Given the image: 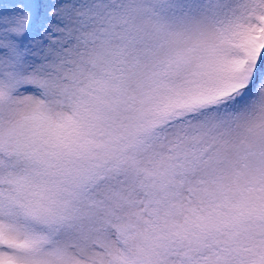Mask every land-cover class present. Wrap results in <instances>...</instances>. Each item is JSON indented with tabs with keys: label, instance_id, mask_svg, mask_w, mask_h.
<instances>
[{
	"label": "snow or ice",
	"instance_id": "snow-or-ice-1",
	"mask_svg": "<svg viewBox=\"0 0 264 264\" xmlns=\"http://www.w3.org/2000/svg\"><path fill=\"white\" fill-rule=\"evenodd\" d=\"M0 264H264V0H0Z\"/></svg>",
	"mask_w": 264,
	"mask_h": 264
}]
</instances>
